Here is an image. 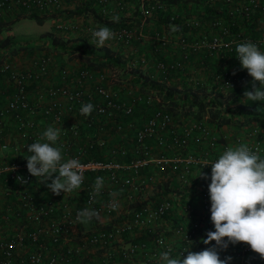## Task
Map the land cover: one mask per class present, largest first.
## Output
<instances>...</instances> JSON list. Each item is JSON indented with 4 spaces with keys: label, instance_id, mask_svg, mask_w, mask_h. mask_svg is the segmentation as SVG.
<instances>
[{
    "label": "built area",
    "instance_id": "built-area-1",
    "mask_svg": "<svg viewBox=\"0 0 264 264\" xmlns=\"http://www.w3.org/2000/svg\"><path fill=\"white\" fill-rule=\"evenodd\" d=\"M69 1L0 0V19L9 21L35 12L51 17L57 30H80L93 38V31L104 26L85 22L89 9L82 14L68 12ZM128 1L92 0L90 5L97 6L104 16L109 3L124 8ZM236 5L245 11L257 6L264 12V0H238ZM146 11L147 6H142L141 13ZM109 28L116 33L114 40L124 46L136 34L132 27ZM223 32H228L225 27ZM207 41L208 47L217 48L250 40L214 35ZM254 43L264 45V30ZM140 60L146 61L143 55ZM179 65V58L155 64L160 71ZM105 69L61 62L57 54L46 51L31 54L24 65L12 58L1 62L0 72L7 77L8 88L4 90L0 83V195L4 197L0 264H159L160 253L169 247L175 258L185 248L201 251L211 246L202 242L209 230H215L211 215H191L193 204L187 189L196 193L201 210L208 214L209 190L196 181L198 175L205 174L219 158L218 148L225 151L245 144L259 154L264 146L262 130L251 125L243 134L247 140L235 134L230 143L212 130L206 115L180 120L162 106L147 112L144 106L160 101L159 97L151 90L124 85L125 78ZM245 77H251L247 70L236 79ZM87 103L95 106L91 116L80 112ZM135 107H140L139 115L126 118ZM10 123L15 129L11 141L7 139ZM49 126L61 131L57 144L64 159L76 158L82 164L81 190L55 195L28 172L26 157L31 153L26 146L39 140ZM194 133L199 145L192 148ZM98 147L103 148L105 157L89 156ZM146 167L152 169L142 172ZM164 173L175 176L177 195L158 183L156 176ZM21 176L26 182L18 180ZM97 177L104 178L99 196L93 193ZM154 184L155 189L149 191ZM116 187L127 193L130 202L140 205L131 204L125 215H111L110 204L120 201L110 195L116 193ZM177 200L184 204L185 215H166ZM84 208L97 211L100 219L79 223L77 213ZM220 255L232 256L230 264H264V259L243 243L230 245Z\"/></svg>",
    "mask_w": 264,
    "mask_h": 264
},
{
    "label": "trees",
    "instance_id": "trees-1",
    "mask_svg": "<svg viewBox=\"0 0 264 264\" xmlns=\"http://www.w3.org/2000/svg\"><path fill=\"white\" fill-rule=\"evenodd\" d=\"M187 3L197 4L201 8L178 16L172 13L171 6ZM235 3L236 0H220L216 5L209 4L208 0H145L144 4L148 9L147 18L153 19L157 25L155 30L150 29L146 39L147 44L144 46L141 45L143 37L138 31L141 9L138 10L139 16H121L119 23L99 14L97 21L104 27L127 26L135 28L138 32L130 44L125 46L126 55L123 53L109 55V49H105L106 54L103 56L91 57L88 49L91 45L84 42L67 43L61 36H54L48 42V39L14 38L11 34H6L0 39V64L5 58H13L21 50L32 53L39 49L38 52L65 53L72 56L79 54L83 64L107 69L119 66L123 60L126 62L124 58L129 56V60L135 58L137 63L134 75L120 74V78L126 79L124 85L138 86L144 91L151 90L153 95L160 99V101H154L152 105L144 106L147 112H151L153 107L162 106L180 120H185L187 117L203 118L206 115L208 123L211 122L214 128L223 124L238 127L255 125L263 130L264 101L252 102L244 97L246 90H252V77H245L241 81L236 79L243 74L244 70L246 71L236 56L238 43L232 46L223 45L213 48L214 50L205 46L195 47L192 44L195 41L210 40L214 35L225 38L231 35L243 37L254 43L264 30L260 23L261 10L257 6H251L245 11ZM91 5L85 6L82 10L75 9L74 12L82 14L86 9L90 10L95 6ZM26 18L42 24L46 16H39L33 12ZM7 21L0 19V32L12 26V24L6 25ZM172 24L179 26L180 31L171 32L169 26ZM224 27L227 33L223 32ZM162 35L167 39H164ZM202 37L205 38L202 39ZM257 45L261 51H264V45ZM172 51H174V54H171L173 57L169 58L167 53ZM142 55L146 59L145 62L140 60ZM174 58H179V66L163 71L155 66L157 61L166 62ZM190 67L194 69V72L199 69L201 75L194 77L195 74L188 71ZM217 75H220L219 78ZM139 112L140 107H135L133 114L125 117L138 116ZM124 145L127 146V142ZM91 154L89 156L95 158L105 157L103 148L99 149V147L93 148ZM145 171L148 173L149 168H142V172ZM133 205L140 204L137 202ZM208 215H211V212Z\"/></svg>",
    "mask_w": 264,
    "mask_h": 264
},
{
    "label": "clouds",
    "instance_id": "clouds-1",
    "mask_svg": "<svg viewBox=\"0 0 264 264\" xmlns=\"http://www.w3.org/2000/svg\"><path fill=\"white\" fill-rule=\"evenodd\" d=\"M112 19L119 23L120 17L116 15ZM169 27L173 33L180 31L177 25ZM92 35L90 42L96 47H104L107 41L116 38V33L107 26L94 30ZM236 56L242 68L252 77V90H246L244 97L252 102L264 101V51L256 43L246 41L236 46ZM94 110L95 106L87 103L82 105L80 112L81 115L91 116ZM60 135L59 128L49 126L39 140L26 146L27 152L31 153L26 157L28 172L39 178L55 195L81 190L84 181L80 161L76 158L64 159L62 148L57 144ZM211 165L208 190L210 219L215 230H209L206 238H202L205 245L211 246L201 251L185 248L175 258L169 247L160 253L159 264H230L233 257L229 255L221 258L220 253L230 245L240 243L248 245L264 259V158L247 145L240 144L227 148ZM198 176L208 178L202 172ZM18 180L26 182L22 176ZM103 187L104 178L97 177L94 195L99 196ZM110 195L115 200L118 193ZM110 208L118 210L119 204L113 202ZM93 218L99 220L100 215L91 208H84L77 213V221L81 224H88ZM185 252L187 255H184Z\"/></svg>",
    "mask_w": 264,
    "mask_h": 264
},
{
    "label": "crops",
    "instance_id": "crops-1",
    "mask_svg": "<svg viewBox=\"0 0 264 264\" xmlns=\"http://www.w3.org/2000/svg\"><path fill=\"white\" fill-rule=\"evenodd\" d=\"M91 1L92 0H71V1H69L66 4V10L68 12L74 13L75 9L82 10L83 8H85V6L90 5ZM144 1L145 0H129L124 8H118L114 3H109L108 12L105 14V16H107L108 18H113V16H116V15H118L119 17H121V16H139L138 10H140L142 8V6H145V7L147 6V5L144 4ZM218 1H220V0H208V3L216 5L218 3ZM237 1L238 0H236V2ZM170 8H171L172 13L175 16H178V15L183 14L185 12H190V13L195 12L196 10H199L201 8V6H197V4H194V3H187L186 5H173ZM236 9H237V7L235 5V10ZM95 13H97V14H95ZM147 13H148V9H147L145 15L142 14L141 11H140V22L138 23L139 34L143 37V39L141 41V43H142L141 45L142 46L147 44L146 43V39L149 36L150 29L153 28L155 30L156 29V25H157V24H155L153 22L154 21L153 19H151V18L148 19L147 18L148 17ZM99 14L100 13L98 11V7L94 6L88 11V14H87V16L84 17V20H85V22L87 24H93L95 22H98L97 21V17L99 16ZM260 20H261L260 23L264 27V12L263 11H261ZM5 24L6 25H11V22H8V23L6 22ZM204 38L205 37H202V39H204ZM73 42L74 43L84 42L85 44H90V40H87L85 38L80 39L79 37L76 38L75 41H73ZM87 42H89V43H87ZM207 42H208L207 40H205V42L201 41L200 42L201 43L200 46H205V47L209 48L210 50H214L213 48H210V47H208L206 45ZM146 48L147 47L145 46V49ZM88 49L91 52L90 53L91 57L103 56L104 54H106L105 50L98 51V52L92 50V45L89 46ZM134 50H136V49H134ZM137 50H138V47H137ZM19 52H17L15 55H18ZM25 52L28 53L27 55H25V58H23L22 60L17 61V62H19L20 64H23V65L27 64L29 62V60H30V57H31V52H29V51H25ZM119 53H123L124 55H126L127 49L125 48L124 52L123 51H121V52L112 51V50L109 49V55H119ZM167 54H169V55H167V56H169V58H172L173 55H171V54H174V51L169 52ZM80 57L81 56H79V54L78 55L76 54L75 56L68 55V54H65V53L57 54V58L59 59V61H61V62L64 61V62H66L68 64H73V65H81V64H83L82 60H80ZM128 58H130V57L127 56L124 59L126 60V63L129 65V67L131 68L130 69L131 70L130 75H134L133 72H134V69L136 67L137 59H135V58L133 59L132 58V59L129 60ZM127 60H129V61L127 62ZM141 66L143 67L145 65H141ZM188 71H189V73H194L195 74V75H193L194 77L201 75V71L199 69H197V72H194V69L192 67H190ZM0 83L2 84L4 90H7V88H8L7 77L5 75H3V74L0 76ZM188 118L191 119L192 117H188ZM210 124L209 125L212 128V130L217 131L218 133L224 135L226 137V139H228V141H231L230 143H232L233 136L235 134H240V135L243 136L244 141L247 140V138L243 134L248 129V127H250V125H243V126H239L238 127V126H232L230 124H223V125H221L219 127L214 128V125L211 122H210ZM12 125L13 124L10 123L8 128H7V136H8L7 139L9 141H11L10 137L15 132V129L13 128ZM263 131H264V128H263L262 132ZM262 139L264 141V132H263V135H262ZM198 142H199V140L197 138V134L196 133L191 134V147L192 148L197 147L199 145ZM223 152L224 151H222L220 148H218L216 150V153H218V154L219 153L222 154ZM259 155L262 158H264V146H263V149L261 150V152L259 153ZM149 169H152V167L149 168ZM159 175L160 174H158L156 176L157 181L160 184V186H163L164 188H165L168 180H170L171 183H173V184L177 183V180L175 179V176H173V175H169V177H167L168 175L165 174V173L160 175V176ZM203 175H206L208 178L204 179L203 176H200V178L196 179V181L198 180V182H199V184L201 186L208 187L209 184L211 183V168H209V170ZM155 187H156V184L151 185V187L149 188V191H153L155 189ZM190 189H187V190L190 193L189 194V199H190V201L193 204L191 215H208L204 211L201 210L198 196L196 195L195 192H193ZM116 193H118L117 196L119 197V200H120L119 201V208H118V210H114L111 215H125L126 211L130 208V205L133 204V202H130L131 199L128 198L127 193L123 189H121L119 187H116ZM177 201L178 202L173 203V207H172V209L170 210V212L167 215H183L184 213H186L185 208H184V204L180 200H177ZM1 205H2V207L4 206V197L2 195H0V206ZM19 256H20V253H18L16 255V257H19Z\"/></svg>",
    "mask_w": 264,
    "mask_h": 264
},
{
    "label": "rangeland",
    "instance_id": "rangeland-1",
    "mask_svg": "<svg viewBox=\"0 0 264 264\" xmlns=\"http://www.w3.org/2000/svg\"><path fill=\"white\" fill-rule=\"evenodd\" d=\"M26 17L24 16L15 17L14 19H10L9 21H7V23L11 22L12 26L0 32V39L4 37L6 34H11L14 38L24 37V38H30V39L31 38L48 39V42L54 36L55 37L61 36L64 39V41H66L67 43H74L73 41H75V39L78 37L80 39L85 38L90 41H92L93 39L88 35V33L84 31L82 32L80 30L79 31H66V32H62V31L60 32L58 30H55L56 28L52 24L51 17L50 18L46 17L42 24L31 21L27 19ZM137 33L138 32H136V34ZM90 44L92 45V50L97 51V52L105 50V49H110L112 51H119V52L125 51V46L115 40L107 41L104 47H96V45L91 42ZM42 49H46V48H42ZM38 50H35V52H32L31 54L38 52ZM25 51L26 50H21L19 54L14 55L12 59L14 61L22 60L23 58H25V55L28 54ZM130 69L131 68L129 67V65L123 60L119 66L113 67L110 69L106 68L105 70L108 73H111V71H116L117 75L120 76L121 73L130 75L131 73ZM165 188L169 192L172 191L173 193H175V195L178 194V191H179L178 183L173 184L171 183V181H168V184L167 186H165Z\"/></svg>",
    "mask_w": 264,
    "mask_h": 264
}]
</instances>
